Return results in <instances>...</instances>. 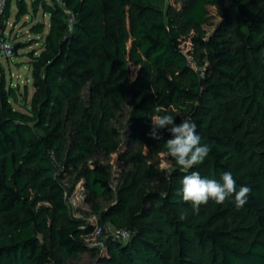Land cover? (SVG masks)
Segmentation results:
<instances>
[{"label":"trees","instance_id":"16d2710c","mask_svg":"<svg viewBox=\"0 0 264 264\" xmlns=\"http://www.w3.org/2000/svg\"><path fill=\"white\" fill-rule=\"evenodd\" d=\"M175 3L31 0L29 12L15 1L16 19L40 10L48 27L29 29L40 37L29 103L0 80V264H65L86 251L95 264H264V0ZM209 7L221 19L207 34ZM155 105L197 124L210 148L202 164L186 173L169 156L167 169L147 158L143 148L164 154L172 138H150ZM114 152L113 189L103 157ZM80 166L92 200L114 196L98 224L130 233L102 234V251L85 242L93 227L69 214L62 179ZM192 171L221 183L231 172L237 190L251 189L247 204L209 200L194 213L181 193Z\"/></svg>","mask_w":264,"mask_h":264},{"label":"rangeland","instance_id":"374dc122","mask_svg":"<svg viewBox=\"0 0 264 264\" xmlns=\"http://www.w3.org/2000/svg\"><path fill=\"white\" fill-rule=\"evenodd\" d=\"M16 0H10L9 4V17L6 21V37L10 40L12 47L16 46V51L13 52L11 58H5L0 56V80H3L4 86L7 88L11 87L17 92V101L19 104L25 105L30 101L31 94L33 92V86L31 82V73L29 68V53L32 51H39L40 49V37L38 35L32 34L29 29L37 22H44L46 25V30L48 27V17L43 16L41 11L34 15L33 18L30 15L16 19ZM28 4L30 12V1L25 0ZM164 6H171L179 8V4L175 3V0H161ZM209 12L213 16L211 24L204 26V30L207 34L213 32L215 26L220 21V16L218 11L209 7ZM182 51L187 55L188 59L191 61L190 51L192 49L189 42L181 43ZM132 73L134 70L131 69ZM14 108L23 109L13 104ZM122 135L124 130L121 131ZM122 145L120 147V152L125 151V138H122ZM144 154L147 158L156 162L160 169L169 168V157L161 152H151L146 148H143ZM119 152L110 153L105 158L103 157V162L111 167L112 173V183L113 189L117 183V178L121 171L119 161ZM82 166L78 167L77 170L71 171L63 179L62 183L69 190L67 194V202L69 204V214L70 217L74 219L84 220L90 224L93 229L92 232L85 237V242L90 249H98L100 237L104 233L103 227L98 224V214L96 213L98 209L106 207L114 198L113 194L106 199L98 198L97 200H92L84 190L83 179H79V171ZM97 260V255L93 251H86L80 255L72 258H67L65 264H95Z\"/></svg>","mask_w":264,"mask_h":264},{"label":"clouds","instance_id":"9594fccd","mask_svg":"<svg viewBox=\"0 0 264 264\" xmlns=\"http://www.w3.org/2000/svg\"><path fill=\"white\" fill-rule=\"evenodd\" d=\"M153 111L157 113L150 118L151 131L149 136L153 140H161V130L167 129L171 137L165 142L166 156L171 157L175 163L184 171L188 172L208 157L210 148L200 144V136L197 133V124L190 119H183L180 124L175 123V118L167 114L166 110L155 105ZM165 113V114H159ZM221 182L215 179L202 178L198 171H192L185 175L182 180V199L192 206L194 213L198 214L202 205H207L209 200L216 204H223L234 196L235 207L239 210L248 202L251 189L240 186L237 190L236 180L232 173L225 171L221 176ZM114 238H130L126 230H119Z\"/></svg>","mask_w":264,"mask_h":264},{"label":"built area","instance_id":"2783aa9c","mask_svg":"<svg viewBox=\"0 0 264 264\" xmlns=\"http://www.w3.org/2000/svg\"><path fill=\"white\" fill-rule=\"evenodd\" d=\"M7 0H0V56H3L5 58H11L13 56L14 48L12 47V44L10 40L6 37V22L4 26H2V18L5 13ZM104 233L106 236L109 235L114 238V234L117 233L121 229L112 228L109 225L104 226L103 228ZM115 239H121L125 240L123 238H115ZM101 243L97 245L98 250L102 251L103 244Z\"/></svg>","mask_w":264,"mask_h":264},{"label":"water","instance_id":"95a60500","mask_svg":"<svg viewBox=\"0 0 264 264\" xmlns=\"http://www.w3.org/2000/svg\"><path fill=\"white\" fill-rule=\"evenodd\" d=\"M14 51H16V46L14 47Z\"/></svg>","mask_w":264,"mask_h":264}]
</instances>
